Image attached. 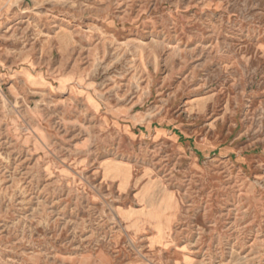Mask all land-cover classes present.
<instances>
[{
  "label": "rangeland",
  "instance_id": "rangeland-1",
  "mask_svg": "<svg viewBox=\"0 0 264 264\" xmlns=\"http://www.w3.org/2000/svg\"><path fill=\"white\" fill-rule=\"evenodd\" d=\"M0 264H264V0H0Z\"/></svg>",
  "mask_w": 264,
  "mask_h": 264
}]
</instances>
